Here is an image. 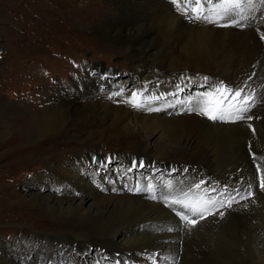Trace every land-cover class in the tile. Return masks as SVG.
I'll use <instances>...</instances> for the list:
<instances>
[{
  "label": "bare ground",
  "instance_id": "1",
  "mask_svg": "<svg viewBox=\"0 0 264 264\" xmlns=\"http://www.w3.org/2000/svg\"><path fill=\"white\" fill-rule=\"evenodd\" d=\"M110 1L114 13L104 15L94 28L102 33L103 42L114 45L116 53L126 60L132 82L120 83L119 89L111 91L106 84L100 89L98 78L85 74L81 90L71 83L63 90L59 88L48 104L31 115L34 128L29 134L35 135L38 142L58 137L68 139L63 142L67 146L74 137L72 133L80 132V146L89 140L93 151L72 147L47 156L51 151L43 150L37 155L40 171L32 180L23 181V190L12 192L0 186L1 196H16L22 208L51 218L49 231L31 225L30 240L16 237L9 243L0 242V264H34L32 259L20 262L30 249L34 253L48 251L55 261L91 264L92 256L111 255V248L120 253L122 260L127 255L138 259V264H188L186 225L163 198L187 191L203 179L206 186L223 192V196L211 193L218 200L229 196L239 199L237 193L246 195L244 186L257 177L255 164L260 159L254 162L246 157L244 161L242 156L248 151L238 149L251 138L246 129L242 131L235 125L228 134L229 127L236 123L211 121L187 109L196 106L192 97L211 91L219 82L233 90L244 89V95L255 97L250 113L257 139L252 145L264 149V40L260 39L264 34V7L259 6V0H255L256 7L245 8L242 13L246 17L244 27L191 22V13L185 16L171 0ZM178 1L181 5L187 2ZM226 23L228 19L220 21ZM102 68L100 78L108 82L104 74L107 71L102 73ZM205 76L210 89L201 84L200 88L196 85L190 89L185 85ZM177 86L189 91H179ZM121 90L122 97L109 99ZM134 91L143 93L146 108L161 110L149 112L117 102L128 99ZM156 96L162 98L149 99ZM261 156L264 158V152ZM93 157L104 161V166L93 163ZM132 160L137 164L142 160L144 169L133 172ZM160 165L163 170L177 169L179 174L174 177L171 171H156ZM169 181L172 188L167 186ZM148 182L155 185L156 200L148 193L128 191L137 183L146 187ZM243 202L226 213L241 214ZM125 205L131 210L115 214L119 206ZM30 211L19 212L28 215ZM255 219L242 231L245 250L230 251L234 258L244 261L242 264H264V211ZM52 245L65 250L53 252ZM97 249L100 251L93 253Z\"/></svg>",
  "mask_w": 264,
  "mask_h": 264
},
{
  "label": "rangeland",
  "instance_id": "2",
  "mask_svg": "<svg viewBox=\"0 0 264 264\" xmlns=\"http://www.w3.org/2000/svg\"><path fill=\"white\" fill-rule=\"evenodd\" d=\"M171 3L177 9L176 5ZM112 6L110 0H0V186L2 188L5 186L8 191L12 192L23 190V181L32 180L36 171H40L37 167L40 157L37 155H40L43 150L51 151L47 156L56 155L62 150L68 151L72 147L80 148L82 151H93L90 142H87L89 140H86L87 144L84 143L80 146V141H78V139H82L80 132L72 133L71 138L74 137L67 146L63 142L65 143L68 139L58 137L54 141L52 139L38 142L35 135L29 134L31 131L33 132L34 128L30 119L34 111L49 103V98L57 89L62 88L63 90L71 83L72 87L77 86L81 90V85L83 81L85 82V74L98 78L100 89L106 84L111 86V91L119 89L120 83L130 84L132 82L129 78L126 60L116 53L117 49L114 45L103 42L105 38L102 33L94 28L104 19V15L110 16L111 13H114ZM100 64H103V68ZM101 68L103 69L102 73L107 71L104 74L109 81L112 80L111 82L100 78L101 71L99 72V70ZM110 70L117 72H109ZM178 83L175 82V85ZM200 84L204 89H210L211 83H206L202 79L197 82L189 80L185 85L190 89L196 85L197 88H200L198 87ZM189 89L183 90L189 91ZM68 92L70 91L68 90ZM250 112L248 114L253 116V112ZM244 121L236 122L230 126L228 134L231 132V128L238 127L237 129H242V131L246 129L252 139L243 142V146L239 144L240 141L239 145L237 144L239 150L248 151L246 156H242L243 160L245 161L246 157L247 160L249 159L248 161L254 160L253 156L257 159L263 158L261 155L264 149L261 150L257 144V148L252 145L254 139H257L253 120ZM248 123H252L255 131L247 127ZM102 149L104 147L100 148V151L104 152ZM21 150H26V152ZM107 151L105 150V152ZM138 169L143 170L144 167L132 168V171L135 172ZM166 170H163L161 165L156 169L164 174ZM167 171L168 173L171 171L174 177L175 174H179L177 169ZM254 180L250 183L255 196L252 200L244 201L248 207H242V210L239 211L242 212L241 214L229 211L222 218L215 215L200 221L194 228L184 227L185 241L189 248L185 262L188 264L202 262L242 264L244 262L241 258H234L230 251H235L236 248L242 252L245 250L246 238L242 231L249 223H254L255 218L264 211V192L259 190L258 178L256 177ZM250 183L244 186L246 193ZM57 187L60 191L61 187ZM254 201L256 202L254 203ZM21 206L16 196L0 195V242L9 243L16 237L30 240V228L33 224L40 231H49L47 224L51 220L50 217L39 212H31ZM119 207L120 209L115 211L117 215L121 214L120 210L122 214L131 210L130 206L129 208L126 205ZM21 210L30 212L28 215H24L20 214ZM241 227L242 229L239 231ZM29 243L31 241H28L27 244L29 245ZM60 247L52 245L51 249L53 252L65 250ZM46 249L48 250V247ZM99 251L97 249L93 253ZM111 251V255L103 254L102 257L99 255L100 258H98V254H95L91 257V264H138L136 262H139L138 259L135 260L127 255L122 260V256L117 250L111 248ZM31 259L34 264L41 262L45 264H75L68 262L69 259L67 263L63 260L55 261L48 251L45 254L34 253L33 249H30V253L26 257L20 258V262H30Z\"/></svg>",
  "mask_w": 264,
  "mask_h": 264
},
{
  "label": "snow or ice",
  "instance_id": "3",
  "mask_svg": "<svg viewBox=\"0 0 264 264\" xmlns=\"http://www.w3.org/2000/svg\"><path fill=\"white\" fill-rule=\"evenodd\" d=\"M177 9L188 16L191 22L202 21L204 23L211 24L219 27H244L242 21L246 19L242 13L245 8L256 7L255 0H187V2L181 5L178 0H172ZM194 5V6H193ZM259 6L264 7V0H259ZM239 16V19L233 17ZM223 19H228L229 23L220 24ZM261 40H264V34L260 36ZM208 77H203L205 82L208 81ZM251 79V78H249ZM178 90L180 89L179 86ZM244 89L233 90L227 87L223 82L216 85L211 91L200 93L197 97H192L191 102L195 104V107H189L187 111H194L198 115L206 117L211 121H224L230 123H236L240 121H252L254 117L248 113L251 111L255 104V97L252 95H244ZM124 95L123 90L113 92L109 99L122 97ZM143 93L132 92L131 96L126 100H118V103H125L131 105L136 109H143L149 112L160 111L159 108L145 107V101L141 98ZM241 97H243L241 99ZM162 97H151V100L161 99ZM182 103V102H181ZM171 106V105H170ZM247 127L253 131V125L248 123ZM253 159L257 158L253 156ZM111 158H109L110 162ZM93 163H100L104 166V161H98L95 157L92 158ZM144 162L141 160L137 164L136 161L132 162V168H143ZM131 171V169H129ZM255 172L258 178L259 190L264 192V158H260L259 162L255 164ZM169 188L173 185L169 181ZM115 191V189H113ZM128 191L134 193H148L151 194L150 198L157 199L155 194V185L151 182L147 183L146 187H142L140 183H137L135 187L129 188ZM227 191V186H225ZM211 193H218L223 196V192L215 187L206 186L205 180H200L199 183L194 184L187 191H180L176 195L165 196L163 199L166 206L171 207L175 214L180 218V221L188 228H194L200 221L205 220L209 216L218 215L224 217L227 210H231L234 204H240L241 201L252 200L255 196V192L252 190V185L249 184V189L246 195L239 194V199L236 196L224 197L223 199H217L216 195ZM243 208H247L248 204L242 205Z\"/></svg>",
  "mask_w": 264,
  "mask_h": 264
}]
</instances>
